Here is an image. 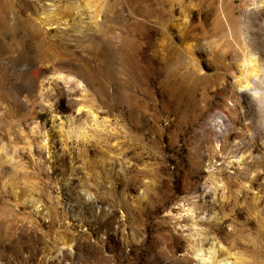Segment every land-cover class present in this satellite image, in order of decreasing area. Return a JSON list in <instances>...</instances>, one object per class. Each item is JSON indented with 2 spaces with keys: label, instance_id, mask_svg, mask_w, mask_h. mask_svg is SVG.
<instances>
[{
  "label": "rangeland",
  "instance_id": "1",
  "mask_svg": "<svg viewBox=\"0 0 264 264\" xmlns=\"http://www.w3.org/2000/svg\"><path fill=\"white\" fill-rule=\"evenodd\" d=\"M251 66L264 0H0V264H264Z\"/></svg>",
  "mask_w": 264,
  "mask_h": 264
},
{
  "label": "bare ground",
  "instance_id": "2",
  "mask_svg": "<svg viewBox=\"0 0 264 264\" xmlns=\"http://www.w3.org/2000/svg\"><path fill=\"white\" fill-rule=\"evenodd\" d=\"M76 9L81 10L79 7H76ZM45 26H49V28H51L52 24L49 21H46ZM205 36H206L205 31L201 30L200 37L204 38ZM243 43H244V46L247 47L248 42H247L246 38L243 39ZM260 72L264 73V70L259 71L254 66H251L240 77H237L234 80L237 83V87L239 89L240 94L234 99V105L231 104L230 106H238L243 111L242 100H243L244 96H248L251 99L250 100L251 104H257L259 106V104H258V103H260L259 99H260V97H262L264 95L263 91H261V89H260V86L264 85V76L260 75ZM198 78H200V77H198ZM224 108L227 110V112H229V116H227V118L229 117V119H231V120L232 119L234 120L235 118H237L236 112L234 111V113H233L227 104L224 105ZM77 112L80 113L81 110L77 109ZM216 122L219 124V128L221 126H225L224 122L221 118H218ZM231 124H229L228 127H230ZM243 159L244 158L242 155L241 157H239L235 160H232L227 165L230 166L234 163L235 164H241L242 161H244ZM239 166L240 165H238V167ZM214 172H215V168L212 167V169L210 171L211 176L214 175ZM217 181H215L214 184L212 185V188L214 191H217L219 188L222 187V185ZM193 212H194L193 209H187L186 210V214L190 218H193V216H194ZM215 254H216L215 249H213V248L205 249L202 246H200L195 251V258L197 259L198 264H232V262H230L228 258L220 260V261L215 260Z\"/></svg>",
  "mask_w": 264,
  "mask_h": 264
}]
</instances>
